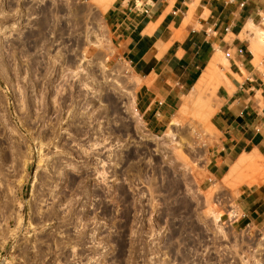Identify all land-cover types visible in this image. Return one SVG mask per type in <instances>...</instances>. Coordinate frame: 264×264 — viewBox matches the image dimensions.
Here are the masks:
<instances>
[{
	"label": "rangeland",
	"instance_id": "1",
	"mask_svg": "<svg viewBox=\"0 0 264 264\" xmlns=\"http://www.w3.org/2000/svg\"><path fill=\"white\" fill-rule=\"evenodd\" d=\"M110 3L0 0V264H264V230L230 222L264 157L204 181L215 63L150 134Z\"/></svg>",
	"mask_w": 264,
	"mask_h": 264
},
{
	"label": "crops",
	"instance_id": "2",
	"mask_svg": "<svg viewBox=\"0 0 264 264\" xmlns=\"http://www.w3.org/2000/svg\"><path fill=\"white\" fill-rule=\"evenodd\" d=\"M104 19L136 80L139 116L154 136L215 63L216 140L204 181L223 179L240 158L264 157V36L256 39L264 35V0H113ZM231 213L234 228L264 230V181L241 190Z\"/></svg>",
	"mask_w": 264,
	"mask_h": 264
},
{
	"label": "bare ground",
	"instance_id": "3",
	"mask_svg": "<svg viewBox=\"0 0 264 264\" xmlns=\"http://www.w3.org/2000/svg\"><path fill=\"white\" fill-rule=\"evenodd\" d=\"M113 0H95V3H97V4H101V3H103V2H105V3H110V2H112ZM41 34V33H40ZM44 34L42 33V36H43ZM263 36L264 35H262V34H259V33H257V40L258 41H262L263 40ZM255 37V36H254ZM39 38H41V37H39ZM43 38L44 37H42L41 39V41H42V43H43V41H45V40H43ZM256 39H252L251 40V42H252V44H253V48H252V50H253V52L256 54L257 52H256V50H257V46H256V42H258V41H256ZM39 41H40V39H39ZM42 43H40V44H42ZM44 44V43H43ZM251 44V43H250ZM41 46H43V45H41ZM252 47V46H251ZM259 53V52H258ZM257 55V54H256ZM255 55V56H256ZM211 63H212V61H211ZM211 63L209 64V66L204 70V72L199 76V78L197 79V81H196V83L194 84V89H196V90H200V88L206 83V81H207V79H208V76H209V73H210V69H211ZM194 92H195V90H193ZM181 110H183V107L181 106V108H180Z\"/></svg>",
	"mask_w": 264,
	"mask_h": 264
}]
</instances>
